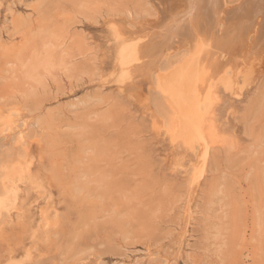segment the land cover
<instances>
[{"label":"rangeland","instance_id":"1","mask_svg":"<svg viewBox=\"0 0 264 264\" xmlns=\"http://www.w3.org/2000/svg\"><path fill=\"white\" fill-rule=\"evenodd\" d=\"M146 4L0 0V264H264V109L222 94L197 174L156 74L113 69Z\"/></svg>","mask_w":264,"mask_h":264},{"label":"bare ground","instance_id":"2","mask_svg":"<svg viewBox=\"0 0 264 264\" xmlns=\"http://www.w3.org/2000/svg\"><path fill=\"white\" fill-rule=\"evenodd\" d=\"M147 4L151 6L145 11L158 16L150 30L117 26L119 47L113 69L120 72L119 82L128 92L136 78L156 74L161 93L171 100L170 133L186 144L197 142L196 169L202 175L210 152L208 141L217 139L211 115L219 108L221 95L236 99L252 90V110L264 109V76L260 80L264 70L259 69L264 66V0H147ZM173 58L175 67L170 64ZM44 64L42 59L34 68ZM163 64L173 69L162 71ZM15 123L11 122L12 129Z\"/></svg>","mask_w":264,"mask_h":264}]
</instances>
